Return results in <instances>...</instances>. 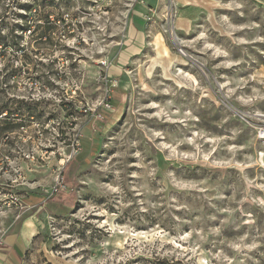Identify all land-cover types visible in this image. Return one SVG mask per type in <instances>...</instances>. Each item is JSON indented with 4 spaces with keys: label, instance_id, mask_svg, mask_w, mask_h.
I'll list each match as a JSON object with an SVG mask.
<instances>
[{
    "label": "rangeland",
    "instance_id": "1",
    "mask_svg": "<svg viewBox=\"0 0 264 264\" xmlns=\"http://www.w3.org/2000/svg\"><path fill=\"white\" fill-rule=\"evenodd\" d=\"M2 44L0 254L264 264V0H0Z\"/></svg>",
    "mask_w": 264,
    "mask_h": 264
},
{
    "label": "crops",
    "instance_id": "2",
    "mask_svg": "<svg viewBox=\"0 0 264 264\" xmlns=\"http://www.w3.org/2000/svg\"><path fill=\"white\" fill-rule=\"evenodd\" d=\"M38 234V228L26 225L20 231V235L15 237L4 247L6 252L0 254V264H23L25 251L28 248L29 240Z\"/></svg>",
    "mask_w": 264,
    "mask_h": 264
},
{
    "label": "trees",
    "instance_id": "3",
    "mask_svg": "<svg viewBox=\"0 0 264 264\" xmlns=\"http://www.w3.org/2000/svg\"><path fill=\"white\" fill-rule=\"evenodd\" d=\"M26 30H28V28L26 29ZM5 47L6 45H4V44H2V45H0V47ZM7 115H6V119L5 120H7V117L9 116V115H12V112L10 113V112H8V113H6ZM3 115V111H1L0 110V116H2ZM5 126H0V132H8V131H12L13 129H15V128H19V127H21V125H19V124H11V123H7L6 121H5Z\"/></svg>",
    "mask_w": 264,
    "mask_h": 264
},
{
    "label": "built area",
    "instance_id": "4",
    "mask_svg": "<svg viewBox=\"0 0 264 264\" xmlns=\"http://www.w3.org/2000/svg\"><path fill=\"white\" fill-rule=\"evenodd\" d=\"M102 106H103L102 111H103L104 113H107V112L112 108L111 105H110V103H108V102L102 104ZM98 116L101 117V119H104V115L99 114ZM58 190H59V186L57 185V187H55V189H54L53 192H54V193H58Z\"/></svg>",
    "mask_w": 264,
    "mask_h": 264
}]
</instances>
